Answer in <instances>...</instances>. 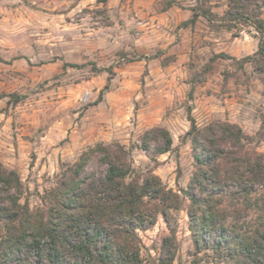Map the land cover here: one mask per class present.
<instances>
[{
  "label": "rangeland",
  "instance_id": "rangeland-1",
  "mask_svg": "<svg viewBox=\"0 0 264 264\" xmlns=\"http://www.w3.org/2000/svg\"><path fill=\"white\" fill-rule=\"evenodd\" d=\"M202 2L222 16L228 0H0V162L17 171L21 202L40 206L61 168L99 142L125 145L137 173L185 188L193 171L188 107L198 126L236 123L264 152V134L256 135L264 73L243 60L257 50L258 35L248 24L228 31L202 17L183 26ZM108 70L109 88L93 104ZM153 127L169 131L170 151L156 153L155 140L148 152L140 148ZM187 204L172 212L169 227L158 215L137 231L141 264L166 257L169 228L172 264H220L209 251L195 252Z\"/></svg>",
  "mask_w": 264,
  "mask_h": 264
},
{
  "label": "trees",
  "instance_id": "trees-1",
  "mask_svg": "<svg viewBox=\"0 0 264 264\" xmlns=\"http://www.w3.org/2000/svg\"><path fill=\"white\" fill-rule=\"evenodd\" d=\"M203 3L190 8L182 25L199 17L228 31L250 25L258 35L257 50L243 60L264 73V0H228L222 16ZM108 72L93 104L109 88ZM186 117L193 171L178 191L151 172L137 173L125 145L99 142L64 165L42 204L30 208L21 202L17 171L0 162V264H141L137 231L153 225L158 215L169 227L184 200L196 253L209 251L220 264H264V152L251 146L255 136L236 123L198 126L189 107ZM263 134L264 118L256 135ZM150 140L156 141L158 154L171 150L172 137L163 127L143 133V151L148 152ZM169 229L161 244L166 257L158 264H172L174 258Z\"/></svg>",
  "mask_w": 264,
  "mask_h": 264
},
{
  "label": "crops",
  "instance_id": "crops-1",
  "mask_svg": "<svg viewBox=\"0 0 264 264\" xmlns=\"http://www.w3.org/2000/svg\"><path fill=\"white\" fill-rule=\"evenodd\" d=\"M182 36H184V38H187V39H188V38H189V37H188V31H186V32L184 31V32L182 33ZM185 41H187V40H185ZM185 41H184V43H183V45H184L183 47H185V49H188V46H187V43H188V42H185ZM183 57H184V54L180 55V56H179V59H183ZM165 92H168V91L165 90Z\"/></svg>",
  "mask_w": 264,
  "mask_h": 264
},
{
  "label": "built area",
  "instance_id": "built-area-1",
  "mask_svg": "<svg viewBox=\"0 0 264 264\" xmlns=\"http://www.w3.org/2000/svg\"><path fill=\"white\" fill-rule=\"evenodd\" d=\"M138 24H141V22H138Z\"/></svg>",
  "mask_w": 264,
  "mask_h": 264
}]
</instances>
